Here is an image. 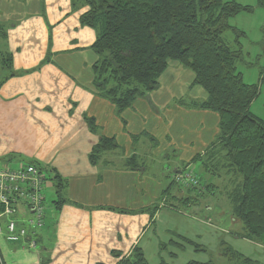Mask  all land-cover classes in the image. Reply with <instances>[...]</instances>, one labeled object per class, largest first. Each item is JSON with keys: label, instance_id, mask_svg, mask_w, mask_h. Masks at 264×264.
Returning a JSON list of instances; mask_svg holds the SVG:
<instances>
[{"label": "crops", "instance_id": "1", "mask_svg": "<svg viewBox=\"0 0 264 264\" xmlns=\"http://www.w3.org/2000/svg\"><path fill=\"white\" fill-rule=\"evenodd\" d=\"M86 10L83 4L78 12L66 9L56 22L48 19L43 0H0L5 46L0 67L8 61L11 69L0 83V163L4 160V168H9V162L11 169L24 165L19 158L40 164L60 178L64 200L47 207L34 249L27 240L0 242V264H117L134 249L147 264H180V253H196L180 238L206 249L204 241L215 246L222 237L234 252L260 264L251 253L264 248L243 239L242 227L231 215V176L210 172L218 115L187 107L207 99L194 84L193 73L169 62L158 88L118 114L93 86L98 57L91 45L100 29L81 24ZM101 138L112 140L117 149L91 163ZM132 157L137 168L126 166ZM163 157L168 169L159 168ZM196 157L201 161L194 162ZM206 160L209 170L202 165ZM150 162L156 167L146 168ZM193 163L202 166L193 172L202 175L204 194L214 196L218 189L223 193L222 199L212 197L207 210L228 201L230 225L226 219L221 226L187 212L193 202L187 207L176 202L185 197L183 192L173 190L162 197L168 187L163 179L172 181ZM187 256V263L208 262Z\"/></svg>", "mask_w": 264, "mask_h": 264}, {"label": "trees", "instance_id": "2", "mask_svg": "<svg viewBox=\"0 0 264 264\" xmlns=\"http://www.w3.org/2000/svg\"><path fill=\"white\" fill-rule=\"evenodd\" d=\"M80 1L87 9L80 18L81 24L100 29L91 45L98 57L93 66V86L100 98L115 106L118 114L134 100L158 88V80L169 62H177L193 73L194 84L206 93L207 99L187 107L215 113L219 118L218 134L210 154L211 164L214 162L210 172L224 171L231 176L233 187L228 200L233 219L242 226L241 237L264 247V120L249 112L258 89L244 84L241 74L236 73L240 48L233 50L222 37L227 31L242 35L229 26L228 20L249 11L248 8L222 0ZM257 2L264 6V0ZM87 123L90 131L95 132L93 122L87 120ZM115 149L112 140L101 138L89 159L94 163L100 154ZM195 161L201 158L196 157ZM207 161L202 165L209 170ZM126 166L137 168L135 158L127 160ZM53 179L57 198L53 204L58 207L64 201L62 185L58 176ZM174 188L176 184L171 181L162 197L170 196ZM204 190L199 194L204 195ZM177 191L182 192V188L178 187ZM189 195L176 202L182 207L192 202L196 206ZM180 239L196 252L205 251ZM219 247L228 264H257L223 242ZM117 264L147 263L142 252L134 249Z\"/></svg>", "mask_w": 264, "mask_h": 264}, {"label": "rangeland", "instance_id": "3", "mask_svg": "<svg viewBox=\"0 0 264 264\" xmlns=\"http://www.w3.org/2000/svg\"><path fill=\"white\" fill-rule=\"evenodd\" d=\"M226 3H235L243 8H248L249 11H242L236 17L231 18L228 20V24L232 29L236 30L239 34L237 35L233 31H227L223 34L224 42L230 46L233 50H237L238 47L240 48L241 52V59L236 64V73L241 74L242 81L246 85H253L256 86L258 89V96L252 102L249 107V112L254 116L264 120V6H259L257 0H222ZM44 7L47 8V16L50 21H61L64 17L65 10L68 9L69 11L78 12V7H82V3L80 0H43ZM238 36V37H237ZM51 38V36L49 37ZM3 37L0 35V52L5 51V46L3 43ZM3 50V51H2ZM9 64L6 62L2 67H0V83L3 81L4 76L8 75L11 72ZM2 69V71H1ZM18 161H21L24 165H36V167H40L41 165H37L32 163L30 160H25L23 158H19ZM4 160H1L0 169H3L5 164ZM9 168H14L11 166L9 162ZM16 163V162H15ZM18 163V162H17ZM151 163V164H150ZM147 164L146 168H155L156 166L150 162ZM161 165L159 168H167L168 166L165 165L164 157L160 159ZM7 165V164H6ZM154 165V166H152ZM17 165L15 168H17ZM202 166L199 163H193L192 168H188L185 172H190L195 177L198 182L197 186L194 187H180V185L176 184L177 190L178 187L182 188L183 195L189 194L193 198L196 206L190 207L189 211L190 214L199 215L201 218L210 219L216 225H223L225 223V219L227 220V225L230 223V204L228 201L220 200L218 203L213 204L212 211H208L206 208V204L208 202L213 201L212 197L216 196L218 199H222L223 193L220 191L221 189L217 190V193L214 196H209V194H199V191L203 190L206 183L201 178L202 175L199 173V170L195 174L193 171L195 168H201ZM194 168V169H193ZM44 174L47 175V180L44 184V195H45V214L48 216V206L53 205V203L57 200L54 195V189L56 182L53 179V175H50L48 171L44 168H41ZM172 173L170 169L169 172H166V177ZM181 173H176L172 176L173 177ZM157 176L160 175L159 173L156 174ZM163 182L167 185L171 182L169 178L163 179ZM189 188L191 189L190 192L186 193ZM179 192V191H178ZM177 192V193H178ZM211 192V191H210ZM180 194V193H179ZM184 197V196H183ZM220 202V203H219ZM200 204V205H199ZM200 206V207H198ZM212 206V205H210ZM29 214L24 211L21 207L17 208V212L15 215L11 216V219L20 222L21 226L25 229H28L26 221L29 219ZM238 225L241 224L238 222ZM242 227V226H241ZM229 229V226H227ZM224 238L222 237L218 240L215 246H209L205 242V251L199 253H180L181 257L179 263L186 264L190 261V258H187V254H191V256L195 258L202 257L205 261L211 262L213 264H228L227 260L223 258L220 254V242ZM0 242H5L4 237H0ZM39 243V242H37ZM13 244V243H11ZM14 245V244H13ZM262 246V245H261ZM263 247V246H262ZM264 248V247H263ZM190 252V251H189ZM256 259L260 261V264H264V251L262 253L256 252L251 253ZM189 259V260H186Z\"/></svg>", "mask_w": 264, "mask_h": 264}, {"label": "built area", "instance_id": "4", "mask_svg": "<svg viewBox=\"0 0 264 264\" xmlns=\"http://www.w3.org/2000/svg\"><path fill=\"white\" fill-rule=\"evenodd\" d=\"M45 181L43 171L34 165L0 169V237H4L5 242L16 244L27 240L30 249L36 247V238L44 226L46 216L43 196ZM173 182L180 187L198 185L190 172L174 176ZM18 207L30 216L26 221L28 229L11 219Z\"/></svg>", "mask_w": 264, "mask_h": 264}]
</instances>
